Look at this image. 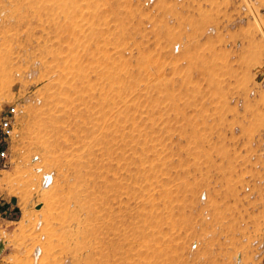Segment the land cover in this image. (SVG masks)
Returning a JSON list of instances; mask_svg holds the SVG:
<instances>
[{"label": "rangeland", "instance_id": "374dc122", "mask_svg": "<svg viewBox=\"0 0 264 264\" xmlns=\"http://www.w3.org/2000/svg\"><path fill=\"white\" fill-rule=\"evenodd\" d=\"M0 98L11 264H264V0H0Z\"/></svg>", "mask_w": 264, "mask_h": 264}, {"label": "built area", "instance_id": "2783aa9c", "mask_svg": "<svg viewBox=\"0 0 264 264\" xmlns=\"http://www.w3.org/2000/svg\"><path fill=\"white\" fill-rule=\"evenodd\" d=\"M18 114L17 105L7 99L0 98V244L3 242L1 231L3 230V216L8 213L10 209L9 201L2 197L1 187L6 173L10 170L14 161L13 146L16 143L17 132L14 122ZM44 173L41 178L43 186L44 177L51 182L52 176ZM50 176V177H49ZM5 247L0 252V264H11L10 258L4 254Z\"/></svg>", "mask_w": 264, "mask_h": 264}, {"label": "bare ground", "instance_id": "6f19581e", "mask_svg": "<svg viewBox=\"0 0 264 264\" xmlns=\"http://www.w3.org/2000/svg\"><path fill=\"white\" fill-rule=\"evenodd\" d=\"M47 175H50V174H47ZM50 177V176H49ZM48 184V180L44 177V180H43V186H47ZM3 250V242L0 244V251Z\"/></svg>", "mask_w": 264, "mask_h": 264}]
</instances>
